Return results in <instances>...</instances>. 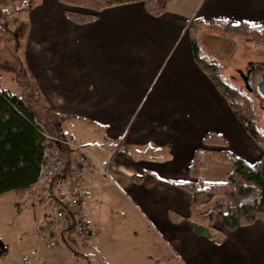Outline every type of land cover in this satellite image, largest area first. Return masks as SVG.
<instances>
[{
	"label": "crops",
	"instance_id": "1",
	"mask_svg": "<svg viewBox=\"0 0 264 264\" xmlns=\"http://www.w3.org/2000/svg\"><path fill=\"white\" fill-rule=\"evenodd\" d=\"M11 2L14 7L17 1ZM65 7L60 0H39L19 13L15 6L22 25L11 31L22 37L16 48L30 80L26 98L31 104L41 102L40 110L55 116L47 120L55 132L42 130L75 139L97 160L96 169L84 177L82 208L94 240L84 250L86 259L91 264H138L126 254L129 250L138 257L131 248L146 237L153 261L164 250L184 264H264L260 219L224 229V240L214 243L194 232L187 218L189 195L172 183L194 179L188 173L192 153L211 130L223 134L227 148L248 162L261 155L196 64L187 24L226 18L264 25V0H165V11L158 16L141 1H129L105 7L85 23L68 19ZM3 9L0 0V24ZM66 184L60 176L49 187L56 194ZM45 193L46 186L35 182L21 205L35 203ZM6 204L0 200V208ZM169 209L183 217L172 221ZM11 218L0 219V224L17 230ZM218 227L223 229L221 221ZM99 233L140 234L138 241L126 243L127 251L110 255L96 243ZM29 239L25 234L24 243L31 248Z\"/></svg>",
	"mask_w": 264,
	"mask_h": 264
},
{
	"label": "trees",
	"instance_id": "2",
	"mask_svg": "<svg viewBox=\"0 0 264 264\" xmlns=\"http://www.w3.org/2000/svg\"><path fill=\"white\" fill-rule=\"evenodd\" d=\"M38 1L21 3L18 10H26ZM60 1L66 5V17L76 23L92 21L101 9L129 1H141L145 10L154 16L165 11V0ZM187 30L196 64L225 98L245 132L261 148L258 159L248 162L227 148L223 134L211 130L203 136V145L192 153L188 173L194 179L172 181L189 195L187 218L194 232L214 243H221L225 236L224 229L248 225L257 219L264 224V133L258 127L256 108L249 95L222 77L219 73L220 64L215 58L202 53L199 34H236L264 46V25H251L245 21L232 23L226 18H200L190 21ZM205 151L231 164L224 180L202 179L201 170L205 166L202 155ZM42 154L43 130L34 112L20 96L0 88V194L13 191L19 200L27 198L37 180ZM212 201V208L201 210L203 205ZM168 215L172 221L183 217L173 209L168 210ZM215 216L219 217L223 229L214 224Z\"/></svg>",
	"mask_w": 264,
	"mask_h": 264
},
{
	"label": "rangeland",
	"instance_id": "3",
	"mask_svg": "<svg viewBox=\"0 0 264 264\" xmlns=\"http://www.w3.org/2000/svg\"><path fill=\"white\" fill-rule=\"evenodd\" d=\"M16 1L15 6L19 8L21 4L18 0ZM11 5V0L7 3L3 0L4 9L0 24V44L2 43L0 87L21 97L34 112L36 121L43 130L55 132L53 126H50L51 123L47 124V120L51 118L54 121L55 116L49 115V111L40 110V107H43L41 102L37 101V103L31 104L25 96L26 88L31 89L30 80L26 76V69L20 67L18 63L20 56L16 48V45L22 42V37L17 31H11L13 27H21L22 21L19 13L23 11H18V13L15 9H12L15 6L11 7ZM9 21L14 25L9 24L8 28L7 23ZM12 35L14 38H12ZM199 43L203 54L210 58H215L219 62V73L222 77L249 95L256 108L258 127L264 133V93H259L256 89L261 72L264 70V46L257 45L250 38L236 34L221 35L213 32H201L199 34ZM82 128H85V126L82 125ZM258 155L254 156L252 162L258 159ZM202 159L205 163L204 168L201 170V177L204 181H222L226 178V173L231 168L229 162L219 160L211 153L203 154ZM0 200L7 203L0 208V219H8L11 215L15 219L17 227V230L11 229L9 231L5 223L0 224V240L5 246V251L0 253V264H24L26 261H29V264H91L86 259L87 255H83L84 251L79 250L75 244L71 248L65 246L56 250L49 249L43 245L37 234L36 223L38 222V216H47L51 212V204L44 205L34 203L32 200H26L21 205L24 199L19 200L12 191L4 194L0 197ZM213 205V201L209 202L203 205L201 210L212 208ZM219 222L216 217L214 224L218 226ZM18 228L20 229L18 230ZM21 229H24V232ZM25 234L30 237L31 248L24 243ZM136 234L138 236L140 233H99V239L96 240V243L98 242L100 248L108 251L110 255L116 250L121 253L123 250L127 251L130 248L126 246V243L138 241ZM92 241L94 240L92 239ZM147 241L148 238L143 237L140 242L135 243L136 247L131 248L136 250L138 257L129 250L126 255L134 258L133 261L138 264H184L181 258H174L173 255L170 257V254L164 250L153 261V251L148 252L145 243ZM143 257L146 258L145 261H140Z\"/></svg>",
	"mask_w": 264,
	"mask_h": 264
},
{
	"label": "built area",
	"instance_id": "4",
	"mask_svg": "<svg viewBox=\"0 0 264 264\" xmlns=\"http://www.w3.org/2000/svg\"><path fill=\"white\" fill-rule=\"evenodd\" d=\"M96 166V158L85 145L71 137L43 131V154L36 183L46 186V193L35 197V201L52 205L51 212L36 223L45 247L55 250L75 244L81 251L89 247L93 231L84 214L82 199L85 174ZM101 171L104 172L103 166ZM60 176L66 177V189L55 194L49 186Z\"/></svg>",
	"mask_w": 264,
	"mask_h": 264
},
{
	"label": "water",
	"instance_id": "5",
	"mask_svg": "<svg viewBox=\"0 0 264 264\" xmlns=\"http://www.w3.org/2000/svg\"><path fill=\"white\" fill-rule=\"evenodd\" d=\"M256 89L259 93H264V70L261 72L260 80L256 84ZM3 251H5V246L0 240V253H2Z\"/></svg>",
	"mask_w": 264,
	"mask_h": 264
}]
</instances>
